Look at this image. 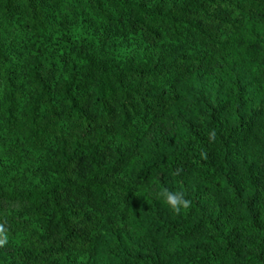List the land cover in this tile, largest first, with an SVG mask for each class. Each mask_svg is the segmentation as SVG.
I'll return each mask as SVG.
<instances>
[{"label":"trees","instance_id":"obj_1","mask_svg":"<svg viewBox=\"0 0 264 264\" xmlns=\"http://www.w3.org/2000/svg\"><path fill=\"white\" fill-rule=\"evenodd\" d=\"M0 225V264H264V0H0Z\"/></svg>","mask_w":264,"mask_h":264},{"label":"clouds","instance_id":"obj_2","mask_svg":"<svg viewBox=\"0 0 264 264\" xmlns=\"http://www.w3.org/2000/svg\"><path fill=\"white\" fill-rule=\"evenodd\" d=\"M215 139V132H209L208 140L211 142ZM203 155V153H202ZM157 198L161 199L162 202L174 213H180L183 209H187L190 205V202L186 199L183 192L180 191H169L164 189L157 193ZM5 229L0 225V244L6 242V236L4 235Z\"/></svg>","mask_w":264,"mask_h":264}]
</instances>
